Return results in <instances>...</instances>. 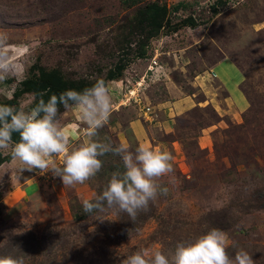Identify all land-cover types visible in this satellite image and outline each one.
Wrapping results in <instances>:
<instances>
[{"label":"rangeland","instance_id":"1","mask_svg":"<svg viewBox=\"0 0 264 264\" xmlns=\"http://www.w3.org/2000/svg\"><path fill=\"white\" fill-rule=\"evenodd\" d=\"M149 3L166 6L161 26L127 29ZM228 60L236 73L220 63ZM0 63L6 65L0 104L30 111L36 97L23 93V85L38 80L39 71L88 87L102 79L112 111L97 138L115 148L116 132H124L126 150L135 152L130 123L146 119L149 148L174 157L172 173L159 180L167 193L148 211L134 220L118 209L99 211L83 235L106 227L101 235L119 245L124 264L139 249L169 254L177 243L224 226L231 257L244 248L264 264V0H0ZM217 79L243 95L244 111L230 99L222 103L230 96ZM147 109L152 122L143 117ZM134 127L140 132L138 122ZM11 152L0 149V160L9 161L0 165V252L24 233L50 238L71 225V207L97 197L113 172L124 171L121 157L109 152L78 189L65 190L48 173L32 181L39 190L17 205L7 197L39 170H21Z\"/></svg>","mask_w":264,"mask_h":264},{"label":"clouds","instance_id":"2","mask_svg":"<svg viewBox=\"0 0 264 264\" xmlns=\"http://www.w3.org/2000/svg\"><path fill=\"white\" fill-rule=\"evenodd\" d=\"M6 67L0 63V68ZM3 79V76H0ZM79 113L87 126V139L73 147L70 136L59 119L60 106ZM112 111L110 87L98 80L82 91L67 90L59 96L43 99L30 111L0 104V149H12L13 160L25 166L21 170L52 172L65 186L84 184L94 178L103 166L99 158L112 152L123 161L124 171H116L101 195L82 202L85 213L118 209L133 220L139 212L148 211L158 195L167 193L160 178L172 173L173 155L169 151L140 145L135 152L112 147L100 141L98 130L108 122ZM19 142L13 144V134ZM62 157V166L57 158ZM228 235L213 228L192 241L177 243L174 252L142 248L129 255L124 264H255L252 255L240 248L234 257L228 254ZM0 264H26L24 256H0Z\"/></svg>","mask_w":264,"mask_h":264},{"label":"trees","instance_id":"3","mask_svg":"<svg viewBox=\"0 0 264 264\" xmlns=\"http://www.w3.org/2000/svg\"><path fill=\"white\" fill-rule=\"evenodd\" d=\"M178 6H183V3H179ZM166 12L165 5L146 4L137 10L135 24L129 25L127 29L131 28L133 32L138 29L142 30L139 26L144 22H149L148 27L157 30L161 26ZM23 86V93H33L36 97L33 108L41 99L47 102L54 94L59 96L62 92L70 89L82 91L88 88L83 83L65 82L55 71H39L38 80L25 81ZM3 162L5 160H0V165ZM98 212L85 213L82 205H78L76 210L71 207L73 220L71 225L60 228L50 238L24 233L17 237L11 245L9 244L6 249L1 250L0 256H24L28 260L40 258L43 260L42 264H78L80 261L87 264H123V258L116 256V248L119 245L113 244L107 236L101 235L108 230L106 227H102L100 231L95 230L83 235V231L88 228L87 222ZM150 216V218L156 219L155 216ZM128 218L130 219L129 216ZM219 228L222 230L224 226ZM81 236L84 240L79 244L77 239Z\"/></svg>","mask_w":264,"mask_h":264},{"label":"crops","instance_id":"4","mask_svg":"<svg viewBox=\"0 0 264 264\" xmlns=\"http://www.w3.org/2000/svg\"><path fill=\"white\" fill-rule=\"evenodd\" d=\"M220 63L226 64V67H227L226 69H228L229 72L236 73V71H238L236 66L229 60L228 61H222ZM216 76H217V74H216ZM219 82L224 85L225 90H227V92L230 96L229 98H226L222 103H225V102H227V99H230L235 104L236 108L240 112L244 111L246 109L247 103H246L245 98L237 90V88L235 90L236 94H233L231 91H229L227 85L224 82H221V81H219ZM183 102H185V101H183ZM226 106H227V104H226ZM142 114H143V117H146L150 120L149 122H152L153 118L150 116V114H151L150 110H148V112L142 111ZM59 119H60L62 125L65 126V128H66V130L70 136L71 145H73L72 141L77 142L79 139H82L84 137V135L86 134V127L87 126L80 120L78 112H76L72 109L64 110L59 115ZM62 120H64L65 122H63ZM135 122H138V124L140 126V132L134 127ZM146 122H147L146 119H142V120L136 119L132 123H130V130H131V133H132L135 141L138 143L139 146L144 145L146 147H149L150 141L148 140V136H147V132H146V128H145V126L148 127ZM114 138L118 142L119 147L122 146L124 149H126V145H124L125 144L124 132H119V131L116 132ZM8 162L9 161H6L5 163H8ZM10 162H11V160H10ZM16 162H18V160H16ZM57 162H58V164H60L62 166L63 158L62 157L57 158ZM48 173L52 174V172L41 173L40 170H39V173H37L36 175L28 174L25 178H23V183L18 188L19 191H14L7 198L12 199V200H16L17 205L20 204V202L25 200L27 196H29L30 194L39 190V183H37V181L32 183V181L35 178H37L38 176L42 177ZM57 178L58 177L53 176L54 181ZM58 182L60 183L61 181H58ZM35 183H37V184H35ZM37 185H38V187H37ZM79 186H82V185L77 184V185H73V186H65V190L72 189V188L78 189ZM35 187H37V188H35ZM60 188H61V186H60ZM7 200L8 199H6V201Z\"/></svg>","mask_w":264,"mask_h":264},{"label":"built area","instance_id":"5","mask_svg":"<svg viewBox=\"0 0 264 264\" xmlns=\"http://www.w3.org/2000/svg\"><path fill=\"white\" fill-rule=\"evenodd\" d=\"M153 64H155V63H153ZM210 73H211V74H210V75H211V77H213V78H214V77H215V73H214L213 71H211ZM148 110H149V109H147V111H148Z\"/></svg>","mask_w":264,"mask_h":264}]
</instances>
